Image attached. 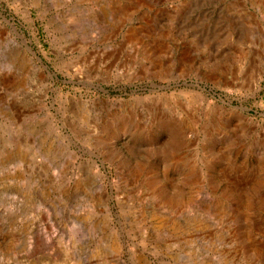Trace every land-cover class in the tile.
Here are the masks:
<instances>
[{
  "label": "rangeland",
  "instance_id": "374dc122",
  "mask_svg": "<svg viewBox=\"0 0 264 264\" xmlns=\"http://www.w3.org/2000/svg\"><path fill=\"white\" fill-rule=\"evenodd\" d=\"M0 264H264V0H0Z\"/></svg>",
  "mask_w": 264,
  "mask_h": 264
},
{
  "label": "water",
  "instance_id": "95a60500",
  "mask_svg": "<svg viewBox=\"0 0 264 264\" xmlns=\"http://www.w3.org/2000/svg\"><path fill=\"white\" fill-rule=\"evenodd\" d=\"M14 30H15V28H14Z\"/></svg>",
  "mask_w": 264,
  "mask_h": 264
}]
</instances>
